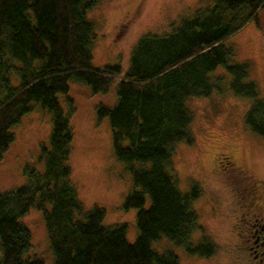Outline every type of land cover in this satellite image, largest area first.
I'll list each match as a JSON object with an SVG mask.
<instances>
[{
	"label": "trees",
	"instance_id": "trees-1",
	"mask_svg": "<svg viewBox=\"0 0 264 264\" xmlns=\"http://www.w3.org/2000/svg\"><path fill=\"white\" fill-rule=\"evenodd\" d=\"M98 0H0V160L13 141L9 130L39 104L51 115L48 145L40 148L42 171L26 168L23 186L0 194V264H42L23 258L30 232L20 218L40 212L54 264H178L171 252L150 243L160 235L191 255L210 256L214 245L202 236L191 201L197 185L182 193L171 176L175 144H191L192 116L187 101L220 93L211 74L222 65L234 96L250 102L244 125L264 139V98L247 81L244 63L228 64L231 50L223 41L264 9V0H214L181 19L163 35L146 34L131 50L127 70L119 64L93 67L90 46L94 26L86 18ZM116 81V101L97 105L106 118L114 156L131 174L123 209L136 210L137 236L126 239L125 225L105 226L104 212H84L70 180L72 133L66 102L69 84L81 83L91 94H104Z\"/></svg>",
	"mask_w": 264,
	"mask_h": 264
},
{
	"label": "rangeland",
	"instance_id": "rangeland-1",
	"mask_svg": "<svg viewBox=\"0 0 264 264\" xmlns=\"http://www.w3.org/2000/svg\"><path fill=\"white\" fill-rule=\"evenodd\" d=\"M213 1L98 0L86 12L96 34L90 46L93 67L119 64L124 73L131 50L140 37L168 33L171 26L211 6ZM223 45L231 50L228 64H246V80L264 98V9L258 10L256 20L227 37ZM209 78L221 80V92L187 101L193 142L175 144L169 173L182 193L188 192L192 184L197 185L199 197L190 204L197 214L199 229L191 234L190 242L196 245L202 236L207 237L215 247L213 254H188L163 235L150 246L156 252H171L178 264H258L248 251L245 235H240L241 219L234 209L245 194L246 182L264 183V139L244 125L243 117L250 102L234 96L229 86L231 77L225 68L217 66ZM115 87L113 81L106 93L91 94L86 85L71 82L67 93L71 105L64 96L59 95L58 100L69 115L72 140L68 162L77 199L84 212L101 209L103 225H125L126 239L131 243L137 236L136 210L123 209L132 185L131 174L114 156L107 119L98 120L96 116L97 105H114ZM50 131V113L33 103L32 109L9 130L13 141L0 160V194L23 186L26 168L42 171L40 148L48 145ZM217 160L221 162L218 166ZM230 161L235 167H245L250 175L229 176L224 170H228ZM20 223L30 232L29 249L23 258L54 264L40 212L29 210Z\"/></svg>",
	"mask_w": 264,
	"mask_h": 264
},
{
	"label": "flooded vegetation",
	"instance_id": "flooded-vegetation-1",
	"mask_svg": "<svg viewBox=\"0 0 264 264\" xmlns=\"http://www.w3.org/2000/svg\"><path fill=\"white\" fill-rule=\"evenodd\" d=\"M222 156V155H220ZM220 161L215 164L220 165ZM224 170L229 176L237 174L243 175L247 173L245 167L241 169L239 166L235 167L234 163L230 161V166ZM263 181L246 182L243 187L245 194L242 195L234 211L239 212L241 219L242 233L245 235V241L248 244V251L253 259L258 264H264V185ZM258 193V194H257ZM259 202V203H258Z\"/></svg>",
	"mask_w": 264,
	"mask_h": 264
}]
</instances>
